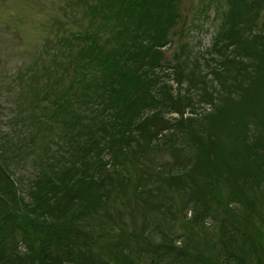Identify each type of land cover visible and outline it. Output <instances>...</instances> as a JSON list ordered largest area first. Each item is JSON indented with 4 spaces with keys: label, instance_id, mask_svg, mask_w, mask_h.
<instances>
[{
    "label": "trees",
    "instance_id": "trees-1",
    "mask_svg": "<svg viewBox=\"0 0 264 264\" xmlns=\"http://www.w3.org/2000/svg\"><path fill=\"white\" fill-rule=\"evenodd\" d=\"M177 1L122 0L116 19L106 18L107 31L103 26L107 41L85 42L87 28L60 38L44 47L47 64L33 63L18 77L30 93L16 101L31 97L30 111H17L7 125L14 136L6 140L26 142L37 132L39 145L52 132L65 138L45 164L37 156L44 146H0V264H248L264 213L243 209L264 180L256 150L264 139L246 142L236 153L241 159L229 162L208 157L196 126L235 107L242 86L259 81L264 98V73L256 66L254 75L246 64L254 48L264 50V33L252 31L257 4L248 5L253 19L238 16L232 34L214 39V55L196 60L195 75L183 80L202 85L191 94L163 52L175 23L165 13L178 9ZM210 58L213 64L202 68ZM69 65L64 95L48 98ZM173 113L178 129L168 124ZM155 150L167 152L168 163L153 161ZM26 154L38 167L30 203L11 181L21 178L14 170Z\"/></svg>",
    "mask_w": 264,
    "mask_h": 264
},
{
    "label": "rangeland",
    "instance_id": "rangeland-1",
    "mask_svg": "<svg viewBox=\"0 0 264 264\" xmlns=\"http://www.w3.org/2000/svg\"><path fill=\"white\" fill-rule=\"evenodd\" d=\"M250 2L257 4L258 9V15L255 16L257 25L253 27L252 31L262 30L264 33V0H178L176 3V5H179L178 9L171 10L169 15L167 12L165 13L166 17L172 18L175 23L173 27L170 26L167 30L170 39L163 48V52L167 60L166 63L179 71L181 77L179 78L182 79V82L184 79H190L191 75H195L192 70L196 69L197 59L206 62L207 56L214 55L210 50V45L216 37L223 34L224 37H227V33L232 34L234 32L239 24L238 16L253 19L252 13L248 9ZM122 3V0H0V146L41 145L44 146V151L37 156L42 160H37L39 162L41 160L45 164L47 160L52 159L53 151L57 150L56 147H58L56 143H60L65 138L62 133L56 135V132H52L53 137L51 135L46 136L45 141L40 145L39 141L41 142L42 139L39 132L36 133L39 141L35 138L36 136H31L26 142L20 141L19 137L11 141L6 140L11 135L14 136V131L7 125L15 121L14 117L17 111L26 107H28L27 112L30 111V104L27 103V100H30L31 97L23 99L20 105V100L16 101L17 94L20 93V98H24L21 97L22 94L25 96L26 93H30L29 90L26 91L25 83L20 82L18 77L28 75L30 73L29 67L33 63L47 64L49 57L45 56L47 50L44 47H50V43H54L60 38H68L71 34L81 32L87 28L85 42L88 39L93 40L96 36L100 37L101 41H107L105 38L107 37L105 36L107 25L111 22V19H116L117 14L114 13ZM171 4L174 3L171 1ZM232 4H237V9L234 8L231 11ZM233 22L234 26H232ZM103 26H106V31H104ZM257 48V50L253 49L252 54H254L249 55L252 60L249 61L248 59L246 64L252 70L257 66V71L264 73V50L259 45ZM253 63L256 65H252ZM212 64L210 58L205 66L203 64L201 66L202 68H209ZM165 66L167 67V65ZM66 67L64 79L55 84V91L48 95V98L62 97L64 95L62 91L70 85L71 68L70 65ZM250 71L247 72L248 75L251 74ZM261 78H263V74H260ZM193 79L196 80V77ZM168 82L172 86V91L176 92V81L169 80ZM194 83L198 86L194 85L192 88L189 82L186 81L183 82V85L182 83L180 85L183 87L184 93L187 85H190L188 90L193 91L191 93L193 94L195 87L202 86L199 82ZM256 83L255 86L251 85L253 88L248 87V85L242 86L243 90L239 93V97H236L237 103L235 107L231 106V110L196 126V129L200 130L197 133L204 135V141L200 143V146H206V151L209 152L208 157L216 156L217 159L237 162L241 159V156H236V153L243 151L246 142L252 144L257 136L264 139V112L261 111L264 110L261 107L264 98L259 95V81L257 85ZM40 102L44 103L46 101L42 98ZM260 102L261 106H259ZM41 110L43 109L37 111ZM226 110H228V107ZM185 113L184 116H191L189 110H186ZM44 114H48L47 111L44 110ZM49 115L46 116L49 117ZM36 116L34 114L33 117L37 119ZM173 117L177 118L178 115L173 113L168 116L169 126L174 125L176 129L182 127L183 125L178 124L173 120ZM24 119L28 120L25 115ZM192 127L193 125L189 128ZM201 130L206 133L202 134L203 131L201 132ZM252 134L255 135L251 138ZM64 141L66 142V140ZM70 150L69 147L68 151ZM256 150L259 155L263 154L264 159V146L260 145ZM149 156L153 161L157 160V162L162 163H168V159H171L167 152H160L159 150L150 152ZM35 157L32 154L24 155L26 159L14 170V177L21 178L18 181L11 179L14 188H18L26 198L32 191L31 187L36 186L38 183L36 178L38 167L34 162ZM65 158L69 160L70 155L66 154ZM255 158L256 156H253L254 160ZM263 159L259 163V172L263 168L260 173L264 175ZM255 162L257 163V161ZM8 176L11 178L10 174ZM263 185L264 180L252 190V197L246 200L244 212L252 211L256 213L262 210L264 213ZM25 202L30 203L31 201ZM255 230L258 232L257 240L253 239L252 242L258 246L253 254L250 252L246 256L245 261L248 264H252L250 259L253 258L260 257L264 260V215L259 225L255 226ZM19 246L24 247L22 241L19 242ZM246 247L247 244L244 248Z\"/></svg>",
    "mask_w": 264,
    "mask_h": 264
}]
</instances>
